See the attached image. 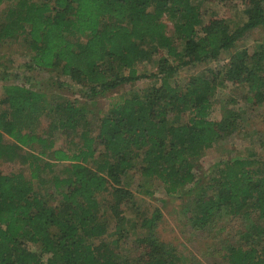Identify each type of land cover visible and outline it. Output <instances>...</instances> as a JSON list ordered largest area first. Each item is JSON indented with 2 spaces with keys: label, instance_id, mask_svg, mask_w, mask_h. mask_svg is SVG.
Segmentation results:
<instances>
[{
  "label": "trees",
  "instance_id": "trees-1",
  "mask_svg": "<svg viewBox=\"0 0 264 264\" xmlns=\"http://www.w3.org/2000/svg\"><path fill=\"white\" fill-rule=\"evenodd\" d=\"M207 1L242 5L243 23L205 19L193 0H0V43L23 37L28 49L20 67L57 69L65 77L58 85L70 80L86 99L140 79L157 80L113 100L99 117L95 135L83 106L50 104L44 93L16 83L2 86L0 158L13 160L24 147L39 150L21 159L28 161L29 178L0 169V264H183L181 255L152 230L158 209L149 220L137 219L147 233L134 240L136 256L120 255L117 241L105 240L110 218L119 217L121 204L134 202L124 182L131 170L168 196L188 184L198 188L192 196L195 228L225 213L249 221L241 242L227 247L224 264H264V160L254 153L220 160L203 185L193 170L203 149L240 128L241 111L232 97L223 117H209L217 87L229 84L243 90L245 103L264 104V44L252 51L237 49L222 67L184 82L175 79L183 67L216 62L246 31L264 29V0ZM163 16L173 36L166 33ZM152 56L156 71L139 72L140 62ZM12 63L0 64V80L11 77ZM42 117L48 120L43 127ZM56 132L77 140L55 148ZM4 139L12 143L4 145ZM59 163L68 164L64 176L53 169ZM33 180L53 186L59 195L55 207ZM101 193L113 199L109 216L98 200Z\"/></svg>",
  "mask_w": 264,
  "mask_h": 264
},
{
  "label": "rangeland",
  "instance_id": "rangeland-1",
  "mask_svg": "<svg viewBox=\"0 0 264 264\" xmlns=\"http://www.w3.org/2000/svg\"><path fill=\"white\" fill-rule=\"evenodd\" d=\"M200 5L203 17L217 16L224 18L231 25H240L244 21V8L242 5H231L228 3L193 0ZM264 4V2H263ZM264 7V6H263ZM4 6L0 7V14ZM205 14V15H204ZM161 21L165 25L166 33L173 36L171 22L163 16ZM260 44H264V29L256 27L246 31L235 43V48L229 52L222 53L216 62L206 61L196 67H183L179 69L175 79L179 82L186 81L189 76L198 75L223 66L231 52L247 48L249 51L256 50ZM7 59L12 60L11 77L0 80V92L4 84L16 83L24 87L40 91L45 94L50 104L68 101L75 105L83 106L91 123L92 135H95L98 126V119L102 116L109 104L120 95L131 91H141L147 87L157 84L156 78L140 79L134 84L123 85L115 90H111L95 99H86L78 91V87L69 80V85L65 83L59 86L58 79H65L59 75L57 69H34L27 70L20 67L28 60V49L25 47L23 37L9 39L0 43V64ZM156 57L144 59L138 65L141 73L149 74L156 71ZM15 74V75H14ZM59 76L60 78H57ZM243 90H235L231 85L224 83L215 89L209 117L220 119L224 115V106L228 98L236 100L235 108L241 111L240 128L227 135L223 139L209 148L203 149L195 158L193 170L195 177L203 178L200 185L211 177V170L220 160H228L233 157H249L254 153L261 160H264V104L250 105L241 99ZM48 122L46 117H42V127ZM39 133L42 130H37ZM43 134V133H42ZM45 136V134H43ZM55 148H66L69 140H77L75 136L67 138L61 132H56L53 136ZM74 138V139H71ZM4 145L12 143L9 139H4ZM39 147L34 145V150L29 147L20 148L16 153L18 157L13 160L5 156L0 158V169L3 173L20 172L27 178L30 177V167L28 161H22L31 151L37 152ZM66 163L55 164L53 167L56 174L64 176L63 169ZM46 173V172H45ZM43 173L42 177H46ZM39 194L52 207L58 203L59 195L54 191L53 186L47 182L44 185L33 180ZM126 187L133 194V203L120 205V215L116 219L109 221L107 232L104 236L107 242L117 241V252L127 258L137 255V248L134 240L147 233L146 227H140L137 219L139 217L149 220L153 216V211L158 209L160 217L155 219L152 230L156 236L174 248V251L181 255L183 264H224L223 254L230 245H238L248 231L249 221L232 217L229 214H221L213 219V222L202 228H195L192 224V217L195 209L193 207V194L198 188L189 189L187 186L181 189L180 193L168 196L164 189L155 182L147 181L135 170H131L124 178ZM99 202L103 205L104 213L109 216L110 210L107 205L113 199L108 193H101L98 196ZM126 220L122 225L116 222ZM137 221V223H136ZM135 226V227H134ZM31 247L39 251V248L30 244ZM43 258L45 255L42 256Z\"/></svg>",
  "mask_w": 264,
  "mask_h": 264
}]
</instances>
